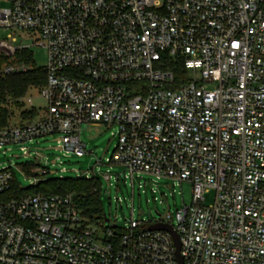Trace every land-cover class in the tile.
<instances>
[{
	"label": "built area",
	"instance_id": "built-area-1",
	"mask_svg": "<svg viewBox=\"0 0 264 264\" xmlns=\"http://www.w3.org/2000/svg\"><path fill=\"white\" fill-rule=\"evenodd\" d=\"M3 1L0 51L27 49L19 39L47 51V110L1 128L0 151L31 157L26 144L58 135V149L82 157L84 124L116 127L111 163L124 172L107 171L108 185L157 202L162 180L188 183L192 203L174 219L90 222L72 195L13 193L14 167H3L0 264H177L171 235L150 230L158 223L179 235L184 264H264V0ZM42 158L20 166L28 189L52 174Z\"/></svg>",
	"mask_w": 264,
	"mask_h": 264
},
{
	"label": "rangeland",
	"instance_id": "rangeland-1",
	"mask_svg": "<svg viewBox=\"0 0 264 264\" xmlns=\"http://www.w3.org/2000/svg\"><path fill=\"white\" fill-rule=\"evenodd\" d=\"M9 6V3L0 0V8H9ZM7 34L6 31L0 30V41L5 39ZM35 43V39H19L17 45L26 47L29 50L37 68L45 69L47 66V51ZM26 98L32 99L33 104L31 106L25 102V109L31 110L34 108L39 114L37 119L43 117L47 110V102L41 96L40 90L30 89ZM12 111L13 116L9 121V125L12 127L27 124L30 121L23 119L19 110L13 108ZM117 131L116 127L109 128L103 124H84L81 128L80 138L86 145L88 154L82 157L72 153L66 154L65 151L58 149V135L48 136L26 144L25 146L29 149L31 157L25 158L20 151V146H7L0 151V169L9 166L14 167L17 186L21 189H28L33 184V177L26 175L20 166L32 165L36 160H39V157H43L42 162L47 163V167L52 172L49 178H59V171L63 168L66 170V173L62 175L64 179L86 178V176L96 174L102 180L104 212L112 221L118 222L120 227L129 222L132 216L136 221L145 223L168 216L174 219L177 211L184 208V206H190L192 203V186L190 184L176 185L172 181L162 180L157 193L159 200L154 202L151 194L147 196L140 194L137 186L133 193L131 186L124 185L122 181L119 183L113 182L110 187L104 180L103 175L107 171L111 172L113 177L124 172L122 167L111 163L112 153L117 144V137L113 135L117 134ZM36 153H39V157L36 156ZM164 194H166V197ZM118 198L121 199L120 204L117 203ZM205 198V205L213 204L215 191L206 194ZM148 200L149 202H147Z\"/></svg>",
	"mask_w": 264,
	"mask_h": 264
},
{
	"label": "trees",
	"instance_id": "trees-1",
	"mask_svg": "<svg viewBox=\"0 0 264 264\" xmlns=\"http://www.w3.org/2000/svg\"><path fill=\"white\" fill-rule=\"evenodd\" d=\"M25 67L26 71L6 73L9 67ZM166 69L173 72L176 78L186 81L182 64L169 59ZM46 84V72L37 68L28 49L17 50L13 54L0 51V129L9 125L13 116L12 109L20 111L25 120H33L38 115L35 109H25L23 99L30 89H40ZM22 190L15 184L13 193ZM30 193L43 195H72L81 215L94 222L101 220L105 214L102 201V180L99 177L86 178H47L36 187L27 189Z\"/></svg>",
	"mask_w": 264,
	"mask_h": 264
},
{
	"label": "water",
	"instance_id": "water-1",
	"mask_svg": "<svg viewBox=\"0 0 264 264\" xmlns=\"http://www.w3.org/2000/svg\"><path fill=\"white\" fill-rule=\"evenodd\" d=\"M106 221H108V219ZM150 230L163 231V232H167L168 234H170L172 237L175 249H176L175 256H176L177 264H184L183 258L180 254V247H181L180 238H179V235L174 231V229L170 225L158 223V224L152 225L150 227Z\"/></svg>",
	"mask_w": 264,
	"mask_h": 264
},
{
	"label": "crops",
	"instance_id": "crops-1",
	"mask_svg": "<svg viewBox=\"0 0 264 264\" xmlns=\"http://www.w3.org/2000/svg\"><path fill=\"white\" fill-rule=\"evenodd\" d=\"M25 98H26V97H25ZM32 109H34V108H32ZM38 115H39V114H38ZM38 115H37V116H38ZM37 116L35 117V119H33V120H31V121H28L27 124H28V123H33V122L37 121V120H38V119H37Z\"/></svg>",
	"mask_w": 264,
	"mask_h": 264
}]
</instances>
